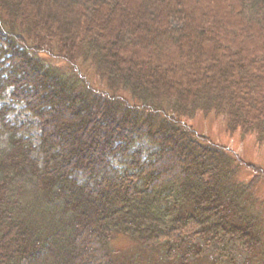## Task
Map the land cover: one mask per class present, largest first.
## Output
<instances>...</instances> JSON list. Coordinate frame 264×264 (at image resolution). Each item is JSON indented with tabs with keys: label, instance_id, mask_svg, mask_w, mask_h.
<instances>
[{
	"label": "trees",
	"instance_id": "trees-1",
	"mask_svg": "<svg viewBox=\"0 0 264 264\" xmlns=\"http://www.w3.org/2000/svg\"><path fill=\"white\" fill-rule=\"evenodd\" d=\"M0 264H264V0H0Z\"/></svg>",
	"mask_w": 264,
	"mask_h": 264
},
{
	"label": "rangeland",
	"instance_id": "rangeland-1",
	"mask_svg": "<svg viewBox=\"0 0 264 264\" xmlns=\"http://www.w3.org/2000/svg\"><path fill=\"white\" fill-rule=\"evenodd\" d=\"M11 118H12V121L17 122L18 124H30L33 126H36L37 124L36 120L32 118L30 114L23 112L22 108L20 107L16 109V112L11 116ZM202 122L204 121L200 120L197 122V124L202 123ZM55 126L59 127V124L56 123ZM200 128L206 131L211 136H214L218 141L223 142L224 144L230 146L235 151L240 153L242 156L246 158V162H249V159H252L250 157H252L256 153V150L250 149L251 145L249 144V140H246L245 143H240L238 142V140L230 141L228 138L224 136V134L220 131L218 126L216 124H213V122H209L207 124H201ZM30 136L35 143L38 142L39 134L36 130H33ZM120 244L125 247V245L127 244V241H124L122 239ZM127 246H129V244H127Z\"/></svg>",
	"mask_w": 264,
	"mask_h": 264
}]
</instances>
